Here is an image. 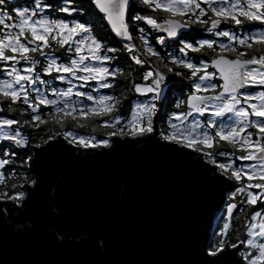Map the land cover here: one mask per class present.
<instances>
[{"label":"snow or ice","instance_id":"obj_1","mask_svg":"<svg viewBox=\"0 0 264 264\" xmlns=\"http://www.w3.org/2000/svg\"><path fill=\"white\" fill-rule=\"evenodd\" d=\"M74 3L75 0H63V5L57 7L45 0H33L31 8L17 5L9 9L6 0H0V65L5 75L0 79V113L6 110L21 117L24 113L30 116V119L0 116V142H10L0 144V169L15 162L16 149L29 145V136L21 132L22 125L39 128L52 123L64 129L71 122L75 127H84L82 121L108 116L103 120V126L111 129L105 132L106 138L77 135L73 131L48 136V141H54L62 135L68 144L84 149L111 150L114 136L150 139V134L155 132L160 140L167 142L162 147L176 145L173 150L177 152L189 149L213 166L210 170L213 177L222 176L240 184L233 185L234 190L229 193L232 202H226V215L220 218L223 222L217 223V229L200 246L198 258L174 264H264V0H90V6L103 14L112 32L125 41L123 50L134 64H151L132 43V32L137 29L146 54L163 64V70L153 65L143 72L142 81L146 83L129 81L132 90L146 98L132 105L127 119L119 114L109 115L116 109L118 97L93 94L99 89L112 88L115 78L124 74V69L112 65L115 57L109 55L118 49L106 47L93 33L91 12L81 22L84 9L74 7ZM137 4L150 9L151 14L137 12ZM47 10L68 17L80 13L81 17L54 18ZM157 10H162V20L155 17ZM140 22L163 33L155 36L157 45L173 48L179 44L182 55L161 56L144 35ZM228 22L241 30L219 28ZM252 22H258L261 27L242 29L244 24ZM193 25L204 26V31L212 37L223 39H195L181 31ZM60 49H63L61 56L55 55ZM189 51L210 58L194 62L187 58ZM169 60L170 63L166 62ZM174 66L186 69L187 73ZM169 74L183 76L188 83H182V90L188 91L176 103V108L184 106V109L173 112L168 117L167 128L159 129L155 124L160 111L157 102L162 105L174 86ZM54 81L66 82L68 87L53 86ZM90 82H95L92 91L80 90ZM42 107L49 111L42 114ZM58 143H49L41 152L55 149ZM224 144L232 151L225 150ZM217 157L227 159L220 161ZM29 161L32 156H26L22 163ZM38 161L39 157L34 163ZM237 161L250 163L237 166ZM25 180L33 187L13 191L11 195L4 193L0 199L26 207L39 188V177L30 180L25 177ZM3 181L0 172V183ZM12 188L16 189L17 185L13 184ZM238 194L244 196L242 205L255 206L258 201L261 204L245 221L244 239L238 232L230 231ZM0 222L7 223L3 209H0ZM63 239V234L58 233V242ZM99 246L103 247L102 241Z\"/></svg>","mask_w":264,"mask_h":264},{"label":"water","instance_id":"obj_2","mask_svg":"<svg viewBox=\"0 0 264 264\" xmlns=\"http://www.w3.org/2000/svg\"><path fill=\"white\" fill-rule=\"evenodd\" d=\"M155 124L160 129L159 112ZM150 135L114 136L111 150L76 147L62 135L33 145L28 168L31 179L39 177V188L26 207L0 199L7 217L0 222V264L196 260L238 183L213 177V166L197 153L162 147L167 142ZM57 141L55 149L41 152ZM31 187L26 182L22 190ZM14 207L20 210L9 211Z\"/></svg>","mask_w":264,"mask_h":264},{"label":"trees","instance_id":"obj_3","mask_svg":"<svg viewBox=\"0 0 264 264\" xmlns=\"http://www.w3.org/2000/svg\"><path fill=\"white\" fill-rule=\"evenodd\" d=\"M45 2L52 3L57 7L63 5V0H45ZM17 5L21 7L28 6L31 8L33 6V0H21V1H17L15 4H11L6 1V6L9 9ZM73 6L82 7L84 9L82 13L83 18L81 19V22H85V19L88 17L89 12H91L93 17L91 21V28L93 33L97 36L98 39H100L104 43L106 47H115L118 49L116 53H109V55L115 57V59L112 61V65L119 66L120 68L124 69V74L122 76L118 75L115 78V82L112 88L99 89L98 92H94L93 94L113 95L115 97H118L119 103L116 105V109L114 110V112L109 115L119 114L122 117H125V119H127V117L130 114L132 105L135 102L141 101L146 98L136 94L132 90V83H130L129 81H132L134 83H146L145 81H142L143 72L153 65H159L160 68L163 70V64L157 61L155 57H151L146 54V50L139 39L141 33L139 32L138 29L132 32L134 35L132 43L136 45L137 52H139L145 59L151 61V64H145L144 66L136 65L134 64V62L130 60L128 53L123 50L124 42H121L114 37L109 26L106 24L105 20L103 19V15L100 14L97 10H94V8L90 6V0H75ZM47 12L54 18L77 19L81 17L80 13H73L71 17H68L67 14L59 13L58 11L55 10H47ZM137 12H139L140 14H151L150 9L143 8L138 4H137ZM154 15L158 19V21L164 18V14L162 10H157V12ZM255 24L256 22H252L251 25H255ZM251 25L246 23L242 26L243 27L242 29L249 30L253 27ZM140 27H143L145 29L144 35L148 38L149 43L153 44L157 48V51H159L161 56H168L169 53L178 56L182 55L181 53H179V47H180L179 44L175 45L173 48L157 45L154 38L155 36L160 34L155 30H152L150 26L146 25L143 22H140ZM247 27L249 29H247ZM226 28L236 31L237 28L239 29V26H234L231 22H228ZM195 29L196 31L191 33V36L195 39H200V38L223 39V38L212 37L210 33L204 31V28L201 29L195 28ZM239 30H241V28ZM62 53H63V49H60L55 52V55L61 56ZM37 58L42 60V58L40 57ZM61 58L63 59V57ZM187 58L192 59L195 62L199 59L207 60L210 57L204 56L202 53H192L191 51H189ZM166 62L170 63V60ZM21 67H23V63L21 64ZM174 68H176V66H174ZM37 70H39V68ZM176 70H179L185 74L187 73L186 69L176 68ZM208 71H210V68L208 69ZM129 72H131V76H129ZM170 75L171 78L172 79L174 78L173 80H175L173 87L176 88V91H174L172 87L170 89L171 91H169L170 94L167 96V99L163 101L162 105H160L161 107L160 109L164 111V114L159 115L160 122L162 121V118H164V116L169 117L173 112H179L184 109V106H182L179 109L176 108V103L180 99H184L185 93H187L188 91L187 88H183L182 90V83L183 84L188 83V81L183 79V76H174L173 74ZM3 78H5V75L2 70V65H0V79ZM45 78L51 79V77H45ZM178 79L181 80L182 83L177 82ZM94 83L95 82H90L89 86H86L84 89H80V90L92 91V85H94ZM53 86H56L58 88H67L68 84L66 82L54 81ZM148 96L150 97L151 95L148 94ZM73 99H77V98L73 97ZM48 111H49L48 108H43V107L41 108L42 114ZM0 116H7L8 118L30 119V116L27 113H24L23 116L21 117L16 112L9 113L6 110L0 113ZM108 118H109L108 116H103V117H95L94 119H88L87 121H82L84 127H75L72 125L71 122H69L64 129H61L58 125H53L52 123H49L47 125H41L39 128H32L29 125H22L21 132L24 135L29 136V145L27 148L16 149L17 156L14 158L15 162L11 165L5 166L4 169H0V172H2L4 175V181L0 183V195L4 193L11 195L13 191L22 190L21 185H24L26 183L25 177H27V179L29 180L31 179V175L28 168L29 162L27 164H23L22 161L26 156L32 155L33 145L44 143L45 141L48 140L49 135H55L57 132L62 133L63 131H73L77 135L95 137L96 139L106 138L105 132L111 129H107L103 126V120ZM121 123H123V121ZM13 127L15 128L16 126ZM9 143L10 142L7 141L0 142V144H9ZM224 149L228 151H232V149L228 148L226 144H224ZM239 154H240L239 152H236V155ZM221 158L222 157H217L218 160H220ZM244 162L237 161V166ZM13 184L17 185L16 189L12 188ZM239 186L240 184L238 183L237 187ZM252 191H259V190L252 189ZM243 198H244L243 194H238L235 198V202L237 203V210H234L233 212L232 229H230V231H232L233 233L238 232L240 234L241 239H244L246 235L245 221L250 218L254 210H258L261 208V204L259 201L255 206L242 205L241 202ZM228 199H229L228 202H232V198L230 197V195H228ZM241 207H243L244 209L243 211L239 210ZM223 215H226L225 208L223 209L222 213L219 215V217L216 220L214 231L217 229V223L223 222L220 219L221 216ZM233 242H235L234 234H233Z\"/></svg>","mask_w":264,"mask_h":264},{"label":"flooded vegetation","instance_id":"obj_4","mask_svg":"<svg viewBox=\"0 0 264 264\" xmlns=\"http://www.w3.org/2000/svg\"><path fill=\"white\" fill-rule=\"evenodd\" d=\"M18 1H21V0H18ZM226 26H227V23H222L220 26H219V28L221 29V30H223V29H227L226 28ZM251 26H255V27H261V25H259V23L258 22H256V24L255 25H251ZM246 27V26H245ZM248 27H250V26H248ZM247 27V29H249ZM195 28H199V29H201V28H204V26H199V25H193L192 26V28H191V31L190 32H188V33H192V32H194V31H196V29ZM241 27L239 26V29H240ZM243 28V27H242ZM238 28H237V30L236 31H240ZM246 29V28H245ZM159 34H163V33H159ZM134 36V35H133ZM210 68V67H209ZM212 69L210 68V71H211ZM169 76H170V79L172 80V82H173V84H174V81L175 80H173L172 78H171V75L169 74ZM177 82H179V83H182V81L181 80H177ZM169 91H171L170 89H169ZM168 91V95L170 94V92ZM186 94L187 93H185V97H186ZM184 97V98H185ZM158 106H160V104L158 103ZM161 108V107H160ZM160 114H164V111H162V109H160V111H159V115ZM208 114H206V116H207Z\"/></svg>","mask_w":264,"mask_h":264},{"label":"rangeland","instance_id":"obj_5","mask_svg":"<svg viewBox=\"0 0 264 264\" xmlns=\"http://www.w3.org/2000/svg\"><path fill=\"white\" fill-rule=\"evenodd\" d=\"M173 90L174 91H176V88L175 87H173ZM177 91H178V89H177ZM151 95V94H150ZM144 100V99H143ZM142 101V100H141ZM167 120H168V117H165L164 116V118H162V121L160 122V129H166L167 128ZM33 153V152H32ZM227 158H225V157H222L221 159H220V161H224V160H226ZM246 163H250V162H247V161H245L244 162V164H246ZM28 167H29V163H28ZM229 200V199H228ZM228 202V201H227ZM222 213V212H221ZM220 213V214H221ZM219 214V215H220ZM219 217V216H218ZM217 217V218H218ZM217 220V219H216ZM215 224H216V221H215Z\"/></svg>","mask_w":264,"mask_h":264}]
</instances>
